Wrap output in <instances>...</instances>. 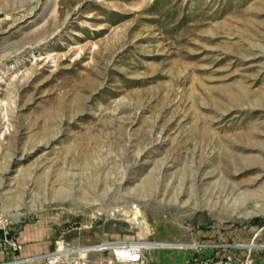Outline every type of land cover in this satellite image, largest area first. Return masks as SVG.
I'll use <instances>...</instances> for the list:
<instances>
[{"label":"rangeland","instance_id":"obj_1","mask_svg":"<svg viewBox=\"0 0 264 264\" xmlns=\"http://www.w3.org/2000/svg\"><path fill=\"white\" fill-rule=\"evenodd\" d=\"M0 215L16 258L264 264V0H0Z\"/></svg>","mask_w":264,"mask_h":264},{"label":"built area","instance_id":"obj_2","mask_svg":"<svg viewBox=\"0 0 264 264\" xmlns=\"http://www.w3.org/2000/svg\"><path fill=\"white\" fill-rule=\"evenodd\" d=\"M12 224L3 215H0V230L5 233L8 244L18 251L21 246L10 238L7 228ZM258 234V232L256 233ZM54 253H49L41 257L42 264H140L143 260V246L139 242L114 241L101 243L93 249L97 253H107L102 260L90 263L87 258V251L83 249H73L62 247ZM75 250H78L75 252ZM84 254V256H82ZM192 264H259L253 259H240L235 256H227L221 259H194Z\"/></svg>","mask_w":264,"mask_h":264},{"label":"crops","instance_id":"obj_3","mask_svg":"<svg viewBox=\"0 0 264 264\" xmlns=\"http://www.w3.org/2000/svg\"><path fill=\"white\" fill-rule=\"evenodd\" d=\"M262 226V227H260ZM264 230V221H262L258 227L254 228V231L258 234L261 233ZM36 242H28L27 238L25 237L24 239L27 241H24L21 239V243L23 244V249L19 256L16 257H11L5 253L3 249H1L0 246V264H11L8 263L9 261H12L13 259L16 258V261L12 264H41V257L50 251V242L41 244L39 242L41 239L45 240L44 237H41L40 233L36 232ZM33 237V236H32ZM253 247V246H252ZM264 248V245L262 246ZM234 248H236L235 252L238 253V251H243L244 253L241 252V254L246 255L249 254L248 252L250 251L251 246L247 244H235ZM249 248V250H248ZM195 252L193 254V257L195 256Z\"/></svg>","mask_w":264,"mask_h":264},{"label":"bare ground","instance_id":"obj_4","mask_svg":"<svg viewBox=\"0 0 264 264\" xmlns=\"http://www.w3.org/2000/svg\"><path fill=\"white\" fill-rule=\"evenodd\" d=\"M122 211V210H121ZM125 211V210H124ZM124 211H122L123 212V214H126L125 216L126 217H128L127 215L128 214H132L133 215V220L135 221V222H138V223H141L140 222V217H141V214H140V212H139V209L138 208H136V207H134V210H129L128 212H124ZM118 212V211H117ZM143 225V224H142ZM142 246H143V256H144V253H145V251H147V244H145L144 243V245L142 244ZM145 249V250H144ZM82 256H84V255H82Z\"/></svg>","mask_w":264,"mask_h":264}]
</instances>
